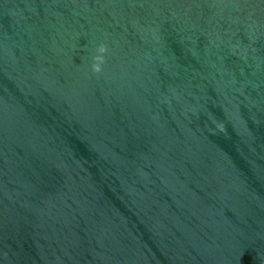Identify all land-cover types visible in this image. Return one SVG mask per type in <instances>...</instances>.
I'll list each match as a JSON object with an SVG mask.
<instances>
[{"label":"water","instance_id":"1","mask_svg":"<svg viewBox=\"0 0 264 264\" xmlns=\"http://www.w3.org/2000/svg\"><path fill=\"white\" fill-rule=\"evenodd\" d=\"M0 264H264V0H0Z\"/></svg>","mask_w":264,"mask_h":264}]
</instances>
